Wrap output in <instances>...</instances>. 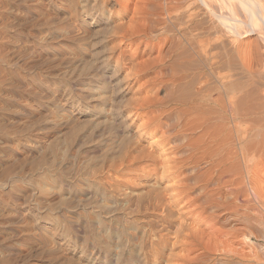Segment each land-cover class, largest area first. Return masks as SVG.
Masks as SVG:
<instances>
[{
    "label": "rangeland",
    "instance_id": "obj_1",
    "mask_svg": "<svg viewBox=\"0 0 264 264\" xmlns=\"http://www.w3.org/2000/svg\"><path fill=\"white\" fill-rule=\"evenodd\" d=\"M58 1L13 0L1 11L0 54L8 58L0 64V264H237L207 240L192 245L186 232L197 215L169 216L161 202L165 180L157 159L145 160L148 140L128 128L126 108L152 88L161 100L169 90L150 83L159 69L143 77L130 49L113 40L122 8L114 0ZM60 124L70 126L56 133ZM223 223L202 228L222 241L226 229H242ZM251 228L233 233L232 248H264Z\"/></svg>",
    "mask_w": 264,
    "mask_h": 264
},
{
    "label": "bare ground",
    "instance_id": "obj_2",
    "mask_svg": "<svg viewBox=\"0 0 264 264\" xmlns=\"http://www.w3.org/2000/svg\"><path fill=\"white\" fill-rule=\"evenodd\" d=\"M12 1L0 0V22L4 20L1 11ZM114 1L122 8V18L112 30L113 40L130 49L129 61L143 77L159 69L149 81L169 90L162 100L154 88L144 97L138 93L141 98L126 108L133 113L126 115L128 128L134 127L137 136L148 140V147L142 151L145 160L157 159L156 170L165 180L162 198L166 197L161 202L167 215L182 212L179 215L185 216L187 210L197 215L186 232L192 245L207 240L214 251L240 260L237 264H264V248L253 247L245 253L248 250L234 249L228 243L233 233L243 234L247 227L257 229L261 233L258 238L264 237V0ZM95 8L100 9L99 4ZM67 26L72 29L71 20ZM2 37L0 33V41ZM3 58L0 54V64L5 63ZM66 125L60 124L55 132ZM113 127L119 131L121 126ZM47 134L44 140L40 138L42 149L52 136ZM223 220H235V225L245 230L226 229L228 232L222 234L229 237L222 241L214 228L224 224ZM204 224L212 225L214 231L202 228Z\"/></svg>",
    "mask_w": 264,
    "mask_h": 264
}]
</instances>
